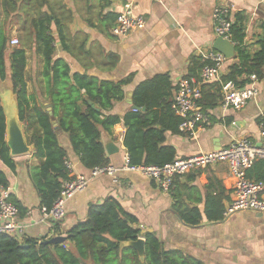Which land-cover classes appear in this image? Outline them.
Masks as SVG:
<instances>
[{
    "label": "crops",
    "instance_id": "1",
    "mask_svg": "<svg viewBox=\"0 0 264 264\" xmlns=\"http://www.w3.org/2000/svg\"><path fill=\"white\" fill-rule=\"evenodd\" d=\"M3 2L5 0H0V25L7 31L9 41L27 36L33 16L28 19L26 10H30L32 0H15L12 3L16 7L7 14L3 12ZM224 3L244 13L248 29L245 43H254L264 24V0H138L134 3V13L143 17L145 26L122 38L110 34L114 16L122 8L118 0H46L42 11L53 14L52 19L55 17L61 30L62 40L52 21L50 30L55 39V57L68 64L71 74L114 83L132 76L123 86L124 99L114 102L111 109L104 112L122 117L132 110V95L139 83L164 74L176 90L177 83L189 76L192 60L200 58L202 51L213 50L217 37L212 14L217 5ZM25 50L27 99L30 105L50 107L44 90L42 58L35 54L34 43ZM34 59L36 63L32 66ZM234 62L235 58L227 59L222 68L224 75ZM258 87V96L240 111L222 110L219 105L209 110L213 124L194 137L166 132L165 144L175 149V158L215 151L243 138L259 142L258 120L264 119V78L259 79ZM33 130L34 127L26 136L29 137ZM124 135L122 123L112 127L109 134L100 132L104 147L112 142L118 148L111 156L105 150L109 164L116 167L123 164L126 155ZM57 136L72 165V175L88 174L89 170L82 166L80 157L72 150L68 135L59 131ZM33 152L14 158L17 162L15 173L0 161L11 196L26 209L23 217L19 216L25 226L24 238L43 241L45 237L67 236L72 227L87 219L90 206L113 199L137 219L138 229H150L155 233L163 252L178 253L189 264H264V215L239 211L217 222H209L204 216L206 197L215 195L213 190L218 188L215 183L214 188L207 189L210 178L225 190L224 207L230 201L233 179L223 163L175 178L168 192H163L150 179L131 172H119L114 179L107 175L93 177L82 192L67 199L65 216L55 222L43 219L39 211V197L29 177V168L40 164ZM177 203L183 208H196L201 215L200 222L196 225L184 222L176 211ZM65 243L75 254L73 245L69 241ZM83 263L93 264L90 259Z\"/></svg>",
    "mask_w": 264,
    "mask_h": 264
},
{
    "label": "trees",
    "instance_id": "2",
    "mask_svg": "<svg viewBox=\"0 0 264 264\" xmlns=\"http://www.w3.org/2000/svg\"><path fill=\"white\" fill-rule=\"evenodd\" d=\"M14 1L3 2L4 14L16 7L12 3ZM45 5L46 0H32L30 10H26L27 18L31 15L33 17L29 20L30 33L25 36V40L35 44V54L42 58L44 90L50 102L51 116L46 106H36L35 103L30 105L26 96L25 47H10L8 33L0 25V79L11 81L25 133L34 127L31 135L26 138L28 144L34 147L33 156L40 161L38 166L29 168L30 180L39 197V208H50L59 195L62 182L69 178L64 164L66 152L58 142L57 132L68 135L72 150L88 170L109 164L100 138L101 130L109 134L112 127L122 123L125 128L123 146L129 163L155 166H162L176 157L175 149L165 144V133H180V119L170 108L175 87L164 74L155 75L136 86L132 95L135 110L128 111L122 117L104 114L114 102L124 99L123 86L131 81L132 76L114 83L71 74L68 64L55 57V39L50 30L52 21L59 31L60 40L63 36L55 17L52 19L53 14L42 11ZM246 21L243 12L233 14L231 34L237 43L235 62L222 78L223 81H233L239 87L246 84L243 76L255 74L259 79L264 78V24H261V34L255 42L245 43ZM202 66L200 58L193 59L188 75L197 76ZM201 94L199 107L202 112L208 113L220 104V88L217 84L202 85ZM258 122L264 125V119ZM0 161L15 173L17 162L10 157L6 146L5 119L1 105ZM246 176L264 184V160L255 161L246 171ZM215 183L218 187L216 189ZM8 184L6 174L0 170V187ZM211 188H214L215 195H207L203 213L207 221L217 222L223 219V203L227 197L223 187L210 178L207 189ZM12 201L18 208L19 216L23 217L26 209L13 197ZM175 208L184 222L191 225L200 222L201 215L196 208H183L179 203ZM137 224L134 216L126 213L115 200L108 199L102 205L90 206L87 219L67 233V241L73 245L75 254L67 249L66 243L43 245L42 239H20L0 233V264H84L83 261L88 259L93 264H142L133 249L121 248L122 243L134 241L140 236ZM142 237L145 264H189L178 253L163 252L155 233L148 232Z\"/></svg>",
    "mask_w": 264,
    "mask_h": 264
},
{
    "label": "built area",
    "instance_id": "3",
    "mask_svg": "<svg viewBox=\"0 0 264 264\" xmlns=\"http://www.w3.org/2000/svg\"><path fill=\"white\" fill-rule=\"evenodd\" d=\"M118 1L122 4V8L115 17L110 34L115 38H122L134 30L142 29L145 26V20L134 13V3L138 0ZM235 12L237 11L233 5L224 3L217 5L212 14L215 36L229 41L234 48L237 43L232 39L231 26ZM247 30L246 26L245 35ZM18 45L17 38L9 41L10 47H18ZM199 56L203 63L199 74L184 77L177 83L170 106L174 115L180 119L179 132L189 137H194L213 124L209 113L202 112L199 107L202 85L217 84L219 86L221 95L219 107L222 110L240 111L259 94V78L255 74L243 76L242 79L246 81V84L239 87L231 80H222L224 75L222 68L227 61L223 54L209 50L200 52ZM259 126V142L243 138L215 151L200 152L186 158H175L162 166L131 165L126 154L123 164L119 167L108 164L94 167L86 175L73 176L72 165L65 158L64 164L69 178L62 182L59 195L53 205L50 208L40 207L39 211L43 219L61 221L65 216L67 199L82 192L90 179L99 175L111 176L114 179L122 171L136 173L153 181L163 192H168L173 187L175 178L223 163L233 179L231 198L223 216L229 217L239 211L264 215V184L246 176V171L255 161L264 160V125ZM24 230L25 226L19 221L18 208L12 201L9 185L0 187V233L21 239Z\"/></svg>",
    "mask_w": 264,
    "mask_h": 264
},
{
    "label": "water",
    "instance_id": "4",
    "mask_svg": "<svg viewBox=\"0 0 264 264\" xmlns=\"http://www.w3.org/2000/svg\"><path fill=\"white\" fill-rule=\"evenodd\" d=\"M213 50L223 54L226 59L235 58L234 46L229 41L223 40L222 38H217L215 40V42L213 43ZM89 104L95 110H98L90 102ZM0 105L5 119V142L9 150L10 157L18 158L22 156L31 155L34 147L33 145L28 144L24 123L21 122L19 119L17 97L14 93L13 86L9 79H0ZM46 109L49 115L51 116V108L49 106H46ZM131 109L135 110L136 108L131 105ZM53 126L55 128L57 127L54 121ZM104 148L109 156L118 151V148L115 147L112 142L107 143ZM148 232H151V230L142 229L140 230V236L136 240L128 241L121 244V247L133 249L137 253L139 259L142 261V264H145L144 239L142 236ZM45 238L46 239L41 242L43 245H62L67 241V236L64 235H56L50 238Z\"/></svg>",
    "mask_w": 264,
    "mask_h": 264
},
{
    "label": "rangeland",
    "instance_id": "5",
    "mask_svg": "<svg viewBox=\"0 0 264 264\" xmlns=\"http://www.w3.org/2000/svg\"><path fill=\"white\" fill-rule=\"evenodd\" d=\"M18 41H19L18 46H24V47L28 48L30 45H32V43H29L25 40V36H19ZM34 60H32V66L36 63V59H34Z\"/></svg>",
    "mask_w": 264,
    "mask_h": 264
}]
</instances>
